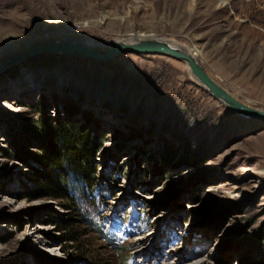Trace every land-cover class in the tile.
<instances>
[{"label":"rangeland","instance_id":"rangeland-1","mask_svg":"<svg viewBox=\"0 0 264 264\" xmlns=\"http://www.w3.org/2000/svg\"><path fill=\"white\" fill-rule=\"evenodd\" d=\"M141 34L193 48L264 112V0H0V58L65 38L104 51ZM18 57L0 67V264H123L121 245L125 264H264V120L232 112L166 56ZM41 112L100 148L101 189L74 185L81 212L30 192L39 166L17 148L41 153L27 131Z\"/></svg>","mask_w":264,"mask_h":264},{"label":"trees","instance_id":"trees-1","mask_svg":"<svg viewBox=\"0 0 264 264\" xmlns=\"http://www.w3.org/2000/svg\"><path fill=\"white\" fill-rule=\"evenodd\" d=\"M27 131L41 140L40 154H30L22 148H17L22 162L28 164L29 159H32L40 167L30 166L33 175L30 192L38 195L39 198L69 204L77 212H81L79 201L74 197V192H77L74 185L79 182L88 192L101 189L96 177V155L100 148L96 146L91 133L85 127L69 121L68 118L47 117L42 112L35 130L27 128ZM87 219L88 217L87 223L84 224L90 226L91 222ZM103 229L100 232L105 233ZM93 230L103 240L99 231ZM70 233H72L70 241H75L74 237L77 234L74 231ZM117 250L123 255V264L127 263L129 259L127 255L132 249L121 245ZM88 253L86 247L78 250L81 256H88Z\"/></svg>","mask_w":264,"mask_h":264},{"label":"water","instance_id":"water-1","mask_svg":"<svg viewBox=\"0 0 264 264\" xmlns=\"http://www.w3.org/2000/svg\"><path fill=\"white\" fill-rule=\"evenodd\" d=\"M141 35H133L132 38L127 39L122 38L121 41L116 43H113L112 39V43L110 42L111 45L101 47L104 48V51H100L99 47L90 46L79 39L65 38L51 40L30 48L16 58V62L42 55L54 54L76 56L103 63L114 61L116 58L127 54L166 56L184 62L199 85L232 112L240 116L264 120V112L252 109L238 101L227 89L218 84L206 72L193 48L181 47L171 43L168 39L155 35Z\"/></svg>","mask_w":264,"mask_h":264},{"label":"bare ground","instance_id":"bare-ground-1","mask_svg":"<svg viewBox=\"0 0 264 264\" xmlns=\"http://www.w3.org/2000/svg\"><path fill=\"white\" fill-rule=\"evenodd\" d=\"M133 36V35H132ZM132 36H129L128 38H132ZM134 36H139V35H134ZM142 36V35H141ZM121 39L122 38H116L114 41H113V43H116V42H119V41H121ZM88 45H90L89 43H88ZM108 45H111V43H109ZM90 46H92V45H90ZM94 47H99V46H94ZM28 49H22L21 51H16L15 53H13L12 55H6V56H2L1 58H0V67H1V65H3L5 62H7L8 60H10L11 58H13V57H17V56H20V55H22L23 53H25L26 51H27Z\"/></svg>","mask_w":264,"mask_h":264}]
</instances>
